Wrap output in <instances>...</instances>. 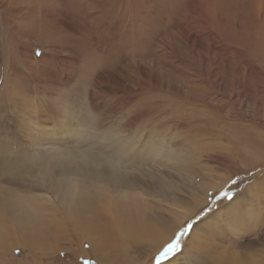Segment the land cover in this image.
Wrapping results in <instances>:
<instances>
[{"label": "rangeland", "instance_id": "1", "mask_svg": "<svg viewBox=\"0 0 264 264\" xmlns=\"http://www.w3.org/2000/svg\"><path fill=\"white\" fill-rule=\"evenodd\" d=\"M263 3L0 0V190L46 202L55 222L63 202L22 176L62 144L98 150L130 135L142 143L123 162L133 201L165 234L129 240L117 257L74 234L57 249L18 235L0 264L264 262Z\"/></svg>", "mask_w": 264, "mask_h": 264}, {"label": "bare ground", "instance_id": "2", "mask_svg": "<svg viewBox=\"0 0 264 264\" xmlns=\"http://www.w3.org/2000/svg\"><path fill=\"white\" fill-rule=\"evenodd\" d=\"M78 133L81 134L82 130H78ZM108 134L111 132L103 133V135ZM136 140L130 135L123 140L112 137L108 142L106 141L105 148L99 147L98 150H95L94 146L96 140L86 145H81V141L74 146L62 144L56 149L52 148L54 152L50 155L51 159L40 164V172L33 179L32 176L27 178L22 176L21 180L28 187L33 190L47 187L63 202L62 210L65 215L61 214L58 208L52 210L55 222L45 215L46 211L51 209L46 206V202L38 203L33 197L29 199L20 195L12 196L8 193V188L4 191L1 189L0 207L6 208L8 215L7 218L3 214L0 215V255L9 252V246L15 245L13 238L17 240L18 235L25 238L40 236L41 240L46 241L45 245H49V240H52L53 249H57L62 246L58 239L74 234L80 242L90 240L92 246H98L105 252L115 251L116 257V253L120 249L123 250L124 244L129 240L140 242L147 238L157 240L164 237L165 234H160L161 230L157 225L148 223L149 221L144 219L145 213L133 201V198L139 196L136 176L127 172L123 162L128 163L133 159L131 152L134 153L142 148V143L141 146H137ZM116 149L119 151H115ZM165 152H162V156L168 158L169 154ZM170 158L172 157L168 159ZM9 163L8 158L0 159V168L5 171ZM138 164V170L146 174L148 169L141 163ZM181 164L177 161L173 166ZM10 176L17 178L21 175L12 173ZM109 190L112 191V195ZM91 192L94 193V198ZM161 212L155 211L149 216H154L156 222L166 224L172 229L175 223L167 222L168 218H165ZM63 218L71 223L70 228H66L60 222L56 223L59 220L64 221ZM46 252L48 251L44 250L43 253ZM214 264L245 263L232 259ZM252 264H264V262L254 261Z\"/></svg>", "mask_w": 264, "mask_h": 264}, {"label": "snow or ice", "instance_id": "3", "mask_svg": "<svg viewBox=\"0 0 264 264\" xmlns=\"http://www.w3.org/2000/svg\"><path fill=\"white\" fill-rule=\"evenodd\" d=\"M225 195H227V194H225Z\"/></svg>", "mask_w": 264, "mask_h": 264}]
</instances>
